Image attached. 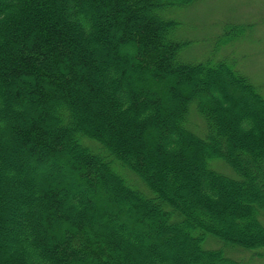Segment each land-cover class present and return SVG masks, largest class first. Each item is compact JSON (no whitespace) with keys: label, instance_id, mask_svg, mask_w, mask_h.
Segmentation results:
<instances>
[{"label":"trees","instance_id":"16d2710c","mask_svg":"<svg viewBox=\"0 0 264 264\" xmlns=\"http://www.w3.org/2000/svg\"><path fill=\"white\" fill-rule=\"evenodd\" d=\"M193 1L0 0V264L264 249V98L225 61L179 60L164 13Z\"/></svg>","mask_w":264,"mask_h":264},{"label":"rangeland","instance_id":"374dc122","mask_svg":"<svg viewBox=\"0 0 264 264\" xmlns=\"http://www.w3.org/2000/svg\"><path fill=\"white\" fill-rule=\"evenodd\" d=\"M164 14L165 18L178 24L171 37L189 42L180 51L179 60L192 63L206 60L212 63L225 61L247 77L264 98V0H195L184 7L170 8ZM236 26L244 27V32L228 41V29ZM213 84L227 97L221 83ZM232 102L234 107H241V113L245 112L236 96H233ZM195 118L200 119L195 108L191 106L187 128L194 130L192 128L197 122ZM210 167L236 178L233 171L223 162L214 161L210 163ZM53 172V168L46 170V167H43V180ZM210 244L214 246H209ZM203 247L220 248L221 243L208 238ZM235 253L236 255L231 257L241 264H264V249L237 250Z\"/></svg>","mask_w":264,"mask_h":264}]
</instances>
